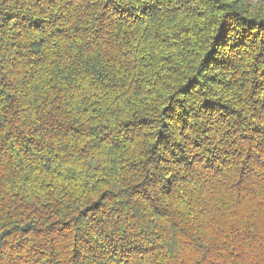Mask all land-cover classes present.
Masks as SVG:
<instances>
[{
	"label": "trees",
	"instance_id": "16d2710c",
	"mask_svg": "<svg viewBox=\"0 0 264 264\" xmlns=\"http://www.w3.org/2000/svg\"><path fill=\"white\" fill-rule=\"evenodd\" d=\"M74 3L0 0V49L15 50L0 59V201H10L0 223L3 235H39L44 230L30 218L45 209L60 217L45 212L65 230L74 221L93 220L118 194L113 187L131 195L140 183L155 182V173L140 168L153 162L154 150L164 165L182 169L173 159L183 151L180 138L200 124L205 140L215 129L227 147L201 165L207 179L172 202L176 219L152 209L155 219L141 229L146 243L130 233L103 253L81 230L70 236V251L52 264H161L158 254L185 221L200 233L193 231L185 246L202 237L216 242L208 250L214 253L210 264H261L264 0ZM97 7L99 15L92 11ZM96 22L110 37L102 43ZM89 33L92 39L85 38ZM129 105L142 110L138 119ZM101 113L113 118L117 138L106 140L105 133L95 144L84 143L88 122L100 127ZM136 124L149 129L139 145L119 139L121 130ZM76 142L84 143L78 154L62 155ZM179 181L188 183L182 174ZM125 182L128 187H121ZM173 188L169 177L162 193L170 196ZM28 201L38 207L29 212Z\"/></svg>",
	"mask_w": 264,
	"mask_h": 264
},
{
	"label": "clouds",
	"instance_id": "9594fccd",
	"mask_svg": "<svg viewBox=\"0 0 264 264\" xmlns=\"http://www.w3.org/2000/svg\"><path fill=\"white\" fill-rule=\"evenodd\" d=\"M81 2L82 0H75L73 7ZM91 2L96 4L97 0H91ZM99 7H102V2ZM99 7L93 8L92 11L95 15H99ZM105 23H108V21H105ZM92 27L102 29L98 33L100 37L99 42L102 43L105 39L110 38L104 35V32L107 31L104 24L96 22ZM85 38L92 39L91 34H87ZM7 39L5 38L3 43H7ZM114 43L119 45L118 40L114 41ZM14 52V49L10 52H5L3 49H0V59H4L5 57L11 58ZM129 109L130 111L137 112V117L134 119H138L142 115V110L137 109L134 105H129ZM100 116L104 117L102 122L100 121V117H97L96 123H101L100 127H96L90 121L88 122V124H91V130L84 140V143L91 142L95 144L99 136L105 133L108 134L106 140L117 138V131H114L116 129V123H114L113 118L104 113H101ZM84 119L87 120V117ZM103 124H107L108 127H103ZM196 128L199 131H196ZM196 128L192 132L186 133L185 137L180 138L183 151H179V154L173 157L176 161L183 163L184 167L182 169L174 167L171 165V162L167 166L164 165L160 160L161 153L158 150H154L153 162L147 166L141 165L140 168L145 170L150 169L151 173H155V182L140 183L139 187L131 195L122 193L119 191V188L113 187L112 191L118 194L108 197L105 201L106 206L102 208L101 214L97 215L93 220L83 223L74 221V227L65 230L62 225L53 223V219H49L45 215V212L54 219H59L60 217L56 216L54 211L45 209L30 218L36 224L37 228L44 230L39 235L13 233L10 236H4V228H0V264H46V262L47 264H52L53 257L58 256V258L63 259L65 254L70 251L72 246L70 236L76 235L81 230L88 233L92 247L101 253L107 251L109 245L125 243L130 233H139V235L135 236L136 241L146 243L147 241L144 237L148 234L141 231V229L149 221L155 219L152 215V209L167 210V219L170 221L176 219L179 210L178 208L172 207V202L183 199L184 193L188 191L191 185L207 179V176L201 175L203 173L201 165L209 159H214L220 154L221 149L227 147L226 144L220 142L221 132H217L215 129L212 132H206L205 135L209 136L210 139L205 140L200 135V132L204 131V126L197 124ZM146 131H149V129H144L138 124L131 125L128 130L120 131L119 139H127L130 143L139 145L140 141L138 137L143 136ZM84 143L76 142L74 148L65 149L62 155L67 156L69 151L78 154L79 148L83 147ZM196 144L199 147H195L194 145ZM62 147L63 145H57L56 150ZM173 150L174 148H170L168 150L169 154ZM260 159L264 161V156ZM154 164L156 165L155 167L153 166ZM181 174L187 177L188 183L179 181ZM169 177L172 178L174 186L173 193L170 196H165L162 193V189L166 186ZM243 183L244 185H248L249 181L244 179ZM121 187H128L127 182L121 185ZM9 202L8 200L0 201V209H4L3 212H0V217L4 218L0 219V223H4L7 219L5 215L7 212L5 204ZM28 204H30V207H28L29 212L32 211L33 207H38L33 201H28ZM19 222V218L13 221V223ZM66 231L69 233L68 237L65 236ZM193 231H195L194 226H189L187 221H185L183 230L179 236L173 233L167 246L158 254L161 264H197V261H199V264H210L214 253L208 250L214 248L216 242L211 237H202L185 246L183 241L185 239L191 240ZM195 235L199 237V231H195ZM257 247L264 251V240L259 241ZM243 264H249V262L245 260ZM261 264H264V259H261Z\"/></svg>",
	"mask_w": 264,
	"mask_h": 264
}]
</instances>
